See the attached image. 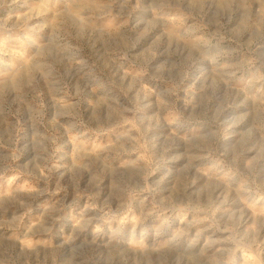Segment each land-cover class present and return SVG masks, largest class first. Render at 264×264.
<instances>
[{"label": "rangeland", "instance_id": "374dc122", "mask_svg": "<svg viewBox=\"0 0 264 264\" xmlns=\"http://www.w3.org/2000/svg\"><path fill=\"white\" fill-rule=\"evenodd\" d=\"M0 264H264V0H0Z\"/></svg>", "mask_w": 264, "mask_h": 264}]
</instances>
